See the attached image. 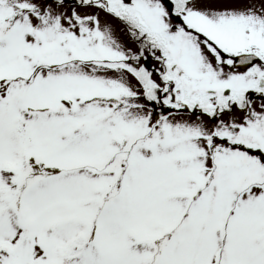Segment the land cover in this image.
Listing matches in <instances>:
<instances>
[{"label":"snow or ice","instance_id":"6c2138e0","mask_svg":"<svg viewBox=\"0 0 264 264\" xmlns=\"http://www.w3.org/2000/svg\"><path fill=\"white\" fill-rule=\"evenodd\" d=\"M0 264H264V0H0Z\"/></svg>","mask_w":264,"mask_h":264}]
</instances>
